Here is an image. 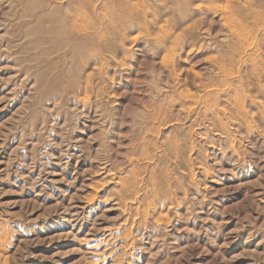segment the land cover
<instances>
[{
  "label": "rangeland",
  "instance_id": "obj_1",
  "mask_svg": "<svg viewBox=\"0 0 264 264\" xmlns=\"http://www.w3.org/2000/svg\"><path fill=\"white\" fill-rule=\"evenodd\" d=\"M211 1L0 0V264H264V0Z\"/></svg>",
  "mask_w": 264,
  "mask_h": 264
},
{
  "label": "bare ground",
  "instance_id": "obj_2",
  "mask_svg": "<svg viewBox=\"0 0 264 264\" xmlns=\"http://www.w3.org/2000/svg\"><path fill=\"white\" fill-rule=\"evenodd\" d=\"M213 1V0H212ZM211 1V2H212ZM226 1V0H225ZM212 3H214V2H212ZM219 3H221V2H219ZM218 3V4H219ZM208 4V3H207ZM218 4H217V6H218ZM223 5H225V4H223ZM222 5V6H223ZM230 5H232V4H230ZM205 7H207V5L205 6ZM220 7H221V5H220ZM224 7V6H223ZM226 7V6H225ZM233 7V6H232ZM235 7H233L232 9H234ZM217 9V8H216ZM221 9V8H220ZM224 9V8H223ZM227 9V8H226ZM206 10H208V9H206ZM225 10H223V12H224ZM215 13V12H214ZM221 13V12H220ZM225 13V12H224ZM225 15V14H224ZM227 17V16H226ZM236 17V16H235ZM241 16H239V18H240ZM100 20V19H99ZM247 23H245V25H246ZM76 26V25H75ZM81 26V25H80ZM78 27V26H77ZM82 27V26H81ZM241 27V26H240ZM79 32V31H78ZM235 34V33H234ZM235 37V36H234ZM237 39V38H236ZM254 41V40H253ZM197 87V86H196ZM199 89V88H198ZM208 92H210V91H208ZM203 96V95H202ZM200 99V98H199ZM3 238V237H2Z\"/></svg>",
  "mask_w": 264,
  "mask_h": 264
}]
</instances>
